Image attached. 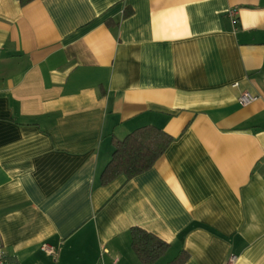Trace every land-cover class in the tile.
I'll list each match as a JSON object with an SVG mask.
<instances>
[{"label": "crops", "instance_id": "crops-1", "mask_svg": "<svg viewBox=\"0 0 264 264\" xmlns=\"http://www.w3.org/2000/svg\"><path fill=\"white\" fill-rule=\"evenodd\" d=\"M143 126L173 140L101 185ZM132 227L162 261L264 264V0H0L5 264H141Z\"/></svg>", "mask_w": 264, "mask_h": 264}, {"label": "trees", "instance_id": "trees-1", "mask_svg": "<svg viewBox=\"0 0 264 264\" xmlns=\"http://www.w3.org/2000/svg\"><path fill=\"white\" fill-rule=\"evenodd\" d=\"M25 4L29 0H19ZM173 138L166 132L152 126H143L129 132L123 139H114V149L109 161L101 171V185L124 175L132 178L152 167L163 154ZM130 247L141 264H185L186 253L183 249L168 261L160 260L169 245L152 233L139 227L130 229Z\"/></svg>", "mask_w": 264, "mask_h": 264}, {"label": "built area", "instance_id": "built-area-1", "mask_svg": "<svg viewBox=\"0 0 264 264\" xmlns=\"http://www.w3.org/2000/svg\"><path fill=\"white\" fill-rule=\"evenodd\" d=\"M257 97L251 93L248 92H243L239 95L238 101L241 102L243 105L250 104L251 101L255 100ZM4 248L0 240V264H5L6 263V258H5V252H3ZM40 251L45 252L48 255H51L53 257L54 263L57 261V252L53 248V246L47 244V243H42L40 246ZM235 259V256H232L228 263L231 264Z\"/></svg>", "mask_w": 264, "mask_h": 264}, {"label": "rangeland", "instance_id": "rangeland-1", "mask_svg": "<svg viewBox=\"0 0 264 264\" xmlns=\"http://www.w3.org/2000/svg\"><path fill=\"white\" fill-rule=\"evenodd\" d=\"M161 260V259H160Z\"/></svg>", "mask_w": 264, "mask_h": 264}]
</instances>
